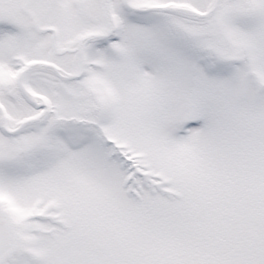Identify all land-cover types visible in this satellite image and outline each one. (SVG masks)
I'll return each instance as SVG.
<instances>
[{
	"label": "snow or ice",
	"instance_id": "snow-or-ice-1",
	"mask_svg": "<svg viewBox=\"0 0 264 264\" xmlns=\"http://www.w3.org/2000/svg\"><path fill=\"white\" fill-rule=\"evenodd\" d=\"M0 264H264V0H0Z\"/></svg>",
	"mask_w": 264,
	"mask_h": 264
}]
</instances>
